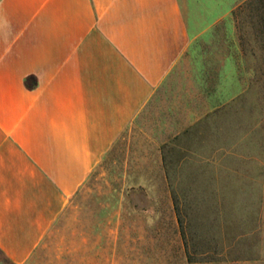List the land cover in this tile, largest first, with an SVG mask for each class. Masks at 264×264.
<instances>
[{
	"label": "rangeland",
	"instance_id": "1",
	"mask_svg": "<svg viewBox=\"0 0 264 264\" xmlns=\"http://www.w3.org/2000/svg\"><path fill=\"white\" fill-rule=\"evenodd\" d=\"M249 1L180 0L189 49L27 264H264V33Z\"/></svg>",
	"mask_w": 264,
	"mask_h": 264
},
{
	"label": "crops",
	"instance_id": "2",
	"mask_svg": "<svg viewBox=\"0 0 264 264\" xmlns=\"http://www.w3.org/2000/svg\"><path fill=\"white\" fill-rule=\"evenodd\" d=\"M191 45L180 0H0V251L27 264Z\"/></svg>",
	"mask_w": 264,
	"mask_h": 264
},
{
	"label": "trees",
	"instance_id": "3",
	"mask_svg": "<svg viewBox=\"0 0 264 264\" xmlns=\"http://www.w3.org/2000/svg\"><path fill=\"white\" fill-rule=\"evenodd\" d=\"M255 0H250L249 3L254 2ZM257 4L259 5L258 7V17L260 21V26H261V32L264 33V0H257Z\"/></svg>",
	"mask_w": 264,
	"mask_h": 264
}]
</instances>
